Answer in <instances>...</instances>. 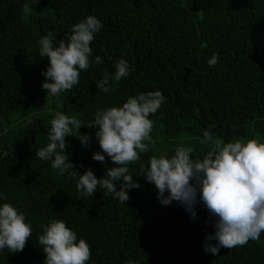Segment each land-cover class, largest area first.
Instances as JSON below:
<instances>
[{
    "label": "trees",
    "instance_id": "trees-1",
    "mask_svg": "<svg viewBox=\"0 0 264 264\" xmlns=\"http://www.w3.org/2000/svg\"><path fill=\"white\" fill-rule=\"evenodd\" d=\"M26 3L30 14L23 12ZM89 15L103 24L90 45L91 58L99 55L103 63L81 71L71 90L47 97L41 73L48 60L39 57V39L51 32L63 40ZM213 53L219 61L209 67ZM120 58L129 62L130 76L100 91L96 80L114 75ZM156 90L166 101L150 114L155 144L140 154L143 163L179 144L201 158L209 150L199 143L207 128L225 143L264 142V0H0V203L13 204L33 229L22 251L0 252V264H43L38 236L52 218L88 242L87 264H264V233L244 246L206 253L203 241L214 232L207 210L197 204L193 219L177 202L162 205L139 163L128 166L140 187L124 205L103 196L99 185L95 196L81 197L78 178L60 176L50 161L35 157L56 112L87 125L98 110ZM95 131L82 126L79 132L92 137L89 146L72 136L67 150L80 174L90 167L100 178L115 165L92 159L101 151Z\"/></svg>",
    "mask_w": 264,
    "mask_h": 264
},
{
    "label": "clouds",
    "instance_id": "clouds-1",
    "mask_svg": "<svg viewBox=\"0 0 264 264\" xmlns=\"http://www.w3.org/2000/svg\"><path fill=\"white\" fill-rule=\"evenodd\" d=\"M31 2L35 5L38 0ZM32 11L29 4L23 6L24 13ZM102 28V22L89 15L72 25L63 40L56 41L51 32L39 39V57L48 60L46 70L41 73L44 77L41 87L47 90V97L71 90L79 83L81 71L88 70L91 64L103 63L99 55L91 58L90 47ZM218 61L219 53H213L206 62L215 67ZM113 66L114 75L106 72L96 80L97 88L104 93L110 91V81L118 82L131 74L129 62L123 58ZM165 101L160 90L141 92L129 96L122 106L98 110L87 125L58 111L50 121L48 142L36 150L35 157L50 161L51 168L60 176L78 178L76 189L81 197L95 196L99 185L103 196L124 205L130 198L129 191L140 187L129 174L128 166L139 163L144 179L155 186L162 205L177 202L193 219L197 216V204L207 210L214 232L208 233L203 241L206 253L216 255L221 248L232 249L246 245L249 240L258 241L264 233V142L259 138H238L225 143L207 128L199 143L209 150L201 158L194 157L193 147L179 144L171 153L152 155L143 163L140 154L149 151V144H155L150 114H156ZM82 126L96 129L95 138L101 151L95 152L92 159L105 164L107 157L115 165L107 167L103 177L98 178L90 167L80 174L70 160L68 137L75 136L84 147L92 139L89 134L79 132ZM4 199L0 194V200ZM32 230L31 221L26 220L23 212L11 203H0V252L22 251ZM38 243L45 254L43 264H87L91 259L88 242L78 239L77 232L61 219L48 221Z\"/></svg>",
    "mask_w": 264,
    "mask_h": 264
}]
</instances>
